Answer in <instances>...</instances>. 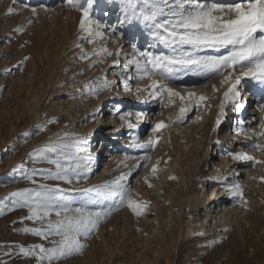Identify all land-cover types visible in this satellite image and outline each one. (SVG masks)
<instances>
[{"label":"rangeland","instance_id":"rangeland-1","mask_svg":"<svg viewBox=\"0 0 264 264\" xmlns=\"http://www.w3.org/2000/svg\"><path fill=\"white\" fill-rule=\"evenodd\" d=\"M135 2L137 8L133 13L122 0H94L90 13L94 23L89 36L80 29L82 12L68 6L66 0H0V212L3 213L0 264H41L37 258L39 247L51 250L54 241L60 239L55 235H49L48 239L35 235L33 230L48 231L47 219H27L29 208L23 206L20 197L13 196L16 192L39 191L41 185L55 190L53 195L57 200L72 208L110 213L101 217L98 231L87 238L81 237L82 250L46 258L43 264H264V163L251 162L247 166L254 183L245 186L244 178L241 180L242 199L228 191L241 178H222V173V177L218 176L227 178L219 185L225 188L228 205L234 206L229 221L212 228L188 226L190 217H201L202 191L209 192L212 181L218 180L209 161V148L211 155L214 150L219 153L216 144L221 139L218 136L221 130L215 117L220 115L223 92L228 89V84H221L223 77L206 74L195 66L175 65L168 79L156 76L159 83L167 84L186 98L184 101L174 98V103L163 97L148 99L146 91L137 99L133 78L129 85L132 91L123 107L135 106L133 111L150 112L149 122L139 128L132 118L133 130L139 129L138 138L132 135L125 138L129 139L126 142L129 148L108 174H101L100 163L96 167L92 164L85 140L97 120L95 101L104 97L99 108L103 110L102 116L111 119L121 112L115 115L117 110H112L111 103L118 97L112 95L122 90L121 75L126 65L122 56L115 55L116 49H109L114 55L103 57L106 53L101 49L108 34L125 31L121 25L124 22L129 34L133 33L131 45L136 50H146V43L143 47L138 43L137 30L143 29L148 31L146 41L155 40L154 47H162L164 55L181 57L193 52L188 45L173 48L161 43L157 35L165 33L153 22L139 18V12L146 6L143 0ZM83 3L87 6V0ZM33 8L37 10L35 15ZM164 19L160 16L156 23ZM90 39L94 43H89ZM229 51L201 48L195 55L221 56ZM150 52L160 55L152 49ZM117 59L119 65L114 66ZM105 78L116 83L111 89L100 91L97 98L95 89ZM86 85L94 87L90 89ZM213 85L221 87L213 91ZM190 92L196 96L188 99ZM75 93L85 100L79 101ZM201 95L207 100L198 101ZM120 101L123 100L117 102ZM231 106L229 110L235 114L236 108ZM181 107L186 109L183 117ZM228 115L226 108L221 121L227 120L226 116L231 119L226 127L230 132L237 125ZM126 120L122 121V127L126 128ZM161 121L166 127L153 132ZM139 138L145 140L143 144L153 143L150 147H136L132 141L137 139L140 143ZM104 143L112 144V141L105 139ZM46 145L55 146L56 151L46 152L44 161L35 160L32 153ZM145 156L150 160L145 161ZM54 159L78 171L80 178L73 176L71 184L43 179V175L55 174V165L47 163ZM256 160L264 161V152ZM77 165H80L78 169ZM33 173L35 183L27 178ZM127 191L134 201L147 202L140 216L121 205V194ZM50 219L53 222L58 219L55 210ZM24 252L32 254L24 255Z\"/></svg>","mask_w":264,"mask_h":264},{"label":"snow or ice","instance_id":"snow-or-ice-1","mask_svg":"<svg viewBox=\"0 0 264 264\" xmlns=\"http://www.w3.org/2000/svg\"><path fill=\"white\" fill-rule=\"evenodd\" d=\"M128 8L135 13L137 4L135 0H122ZM146 6L145 10L139 12V18L143 21H151L159 29H162L165 35H157L161 43L175 48L176 45L191 46L193 52L186 53L185 56L177 57L167 55H156L150 51H139L138 58H133L127 61L128 65H135L136 71L142 72L140 79L145 77L151 79L153 76H159L160 79H168L174 71L175 65L180 66H195L202 69L206 74L214 76H221V84H228V91L224 93V100L233 103L237 111L244 108V103L241 100V94L238 90V85L242 79H252L264 85V0H243L241 3L220 5L212 4L205 5L202 3H194L193 0H143ZM66 3L71 8L82 12V19L80 21V29L92 35L91 25L94 23L90 18L91 9L94 0H87V6H84L83 0H66ZM33 15L36 14L35 8L31 9ZM48 11V9H45ZM9 14H13L10 13ZM127 16V13H125ZM160 16L165 19L156 23ZM97 27H104L97 25ZM23 31V29H20ZM115 29H113V32ZM96 35H101L96 33ZM89 43H94L93 39ZM80 47V45H77ZM135 49V46H133ZM201 48L230 49L227 55L198 57L195 55L196 51ZM106 55H114L106 49H101ZM100 55V52H96ZM115 55L119 57L120 52ZM119 65V60L114 61V66ZM128 69L125 67V72ZM227 73V75H225ZM127 79H132L129 75ZM115 81H108L106 78L102 80L101 84L96 87L95 95L99 97L100 91L111 89L115 85ZM90 89L93 85H86ZM125 91L131 92V87L127 82L124 85ZM144 91L148 92L152 97H163L174 103V98H179L184 101L186 98L167 84H161L157 80H153L150 90L137 89L136 98L139 99ZM213 91H218L213 85ZM166 94V95H165ZM196 96L195 93H189L188 99ZM197 100L200 102L206 101V96H198ZM260 110L264 112V103H261ZM119 111V110H117ZM186 109L180 108L181 117H183ZM225 115V104L220 105V116ZM133 113L129 112L120 115L121 120H128V127L132 128ZM146 117V113H135L137 123L142 122ZM197 119H200L197 117ZM221 119L216 121L217 127L221 124ZM166 127L163 121L157 123L153 132H158L160 129ZM261 131L257 134L255 132L249 135L242 129L237 131V135L243 134L246 139H252L259 136L264 137V122L260 124ZM67 135V134H65ZM132 143L136 147H150L153 141L148 144H140L137 139H133ZM251 149L264 152V145L258 142H253ZM56 151L55 146L46 145L44 148H37L32 156L35 160L44 161L46 159V152ZM227 155L232 156L235 160L251 161L253 164L264 163V161L255 160L254 157L247 155L244 152L234 153L228 152ZM145 161L150 160L149 156L144 157ZM47 163L55 165V174L49 173L43 175V179L60 180L71 184L73 176L78 180L80 178L79 172L72 169L71 166H64L59 159L47 160ZM80 165H77L78 169ZM157 169H152L155 174ZM35 173L28 176L29 180L35 183ZM174 179V177H173ZM147 182V178H146ZM119 183V182H117ZM151 187V184H149ZM39 191L35 192H16L13 196L20 197L23 201V206L29 208V220L44 221L47 219L48 231L33 230L37 236H43L48 239L49 235L60 237L59 240L54 241V247L49 250L43 246L38 249V259L43 264L46 258L54 259L57 255L64 256L71 252L82 250L84 245L81 243V237L87 238L93 231H98L100 220L102 216L110 215V213H91L84 208H72L70 204L63 203L53 195L55 190L49 188L47 185H41ZM228 191L231 195L243 198V190L239 184L229 186ZM121 205L126 206L132 210L136 216L142 214V208L147 207V202L143 204L138 203L132 199L130 191L121 194ZM55 210V216L58 219L53 222L50 217ZM71 213V215H69ZM3 213L0 212V215ZM202 235V234H201ZM23 251V249H22ZM24 255H31V252H24Z\"/></svg>","mask_w":264,"mask_h":264},{"label":"bare ground","instance_id":"bare-ground-1","mask_svg":"<svg viewBox=\"0 0 264 264\" xmlns=\"http://www.w3.org/2000/svg\"><path fill=\"white\" fill-rule=\"evenodd\" d=\"M193 2L202 3L205 5H212V4L229 5V4L241 3L243 2V0H193ZM121 25L125 31H118V34H113V33L108 34L109 37H106L107 43H105L104 46H102V49H106L108 52H109V49L111 48L119 51L120 56H122V58L124 59V66L126 65L128 69L127 72L124 71V73L121 75V79H122V86H121L122 90H120L121 92L120 93L118 92L117 93L118 95H115V94L112 95V96H118V97L112 99L111 108L112 110H115V109L121 110V112L123 111L124 114L129 113V112L133 113L132 118L136 121L135 116H134L135 113L142 112L143 109L142 110L140 109L141 111H139V109L137 110L135 109V111H133L135 106H130V107L124 106L123 107V104L125 103L124 101L127 99V96L130 93L128 91H125V88H124L125 82H127L130 85L131 81L133 83V78H134V82H136V85H137L136 89L140 88L142 90L144 88V90L145 89L150 90V86L153 80L158 81V79L156 78V76H153L151 79L147 77H145L144 79H140V76L143 75V73L142 72L138 73L136 71L135 65L127 64L128 60H131L134 57L138 58V52L136 48L134 49L133 44L131 45V39H132L133 33L129 34V31L127 30V25L124 22H121ZM137 31H138V38H140V40L138 41L139 46L143 47V45H145L146 43V46H145L146 52L152 49L153 52L156 51L160 55H164L165 52L163 51L162 47L161 48H158L159 46L156 48L154 47L155 40L154 41L149 40L148 42L146 41L148 40V37H147L148 31L145 32V30L143 29H138ZM103 57H109V56L103 55ZM109 75H112V71L109 73ZM129 75L132 76V79L126 80V77ZM226 86L227 85H225V88ZM219 87L221 86L218 85V88ZM225 88L223 90H225ZM238 88L241 94V100L244 103V108L242 110L240 111L236 110L235 114L233 113L231 114V111L229 109H231L232 107L231 104L233 103H230V101L226 102L225 100L223 102V104H225V109L226 108L228 109V113H229L228 116L230 118L231 117L234 118V122L237 126L234 130L227 132L228 130L226 129V127L228 126L229 122H231V119L229 121L228 117L226 116L227 120L225 119L224 121L221 122V124L219 125L221 131L218 134V136L221 139L216 144L218 147L217 152L219 153H215V150H214V154L211 155L210 153L211 148H209V161L213 165L212 166L213 175H215L216 178L218 176L220 177L223 176L222 178H224L225 176L232 177V178H235V180L241 178L240 180L235 181V183L239 185L241 183V180L244 178L245 186H250L252 183H254V181L252 182L251 180L252 174L250 175L251 172L249 173V170L247 169V166L249 167L251 165V161L235 160L232 158V156L227 155V153L228 152H234V153L244 152L247 155L254 157L255 160L258 157H261V155L263 154V152L261 153L260 151L253 150L249 147L254 141L262 144L263 137L256 136V137H253L252 139H246L243 134L237 135L236 133L237 131L241 129L244 132H247L249 135H251V133L253 132L258 134L261 131L260 124L264 122V112L260 110V105L261 103H264V85L252 79H245L241 83L240 87ZM224 92H226V90ZM145 93L147 95V98L149 99L151 96L148 95L147 91ZM223 94H221L222 97H223ZM74 97H78L79 101L85 100V98H83L82 95L80 94L76 95L75 93ZM220 99H221V96H220ZM119 100H123V101L117 102ZM103 102H104V97H102L100 100L95 101V104H94L95 108L98 109V111L96 112L97 120L95 122V126L93 127V129L88 132V135L85 140V145L86 147H88V153L93 162L92 164L96 167L100 163V165L103 166L101 174L106 175L111 171V169L113 168L115 164H118L123 159L125 149L129 148L128 145L126 144V142L129 139L125 140V138L126 137L128 138V136L130 137V135H132L133 137L134 136L137 137L139 135V129L138 131H134L133 127L132 128L128 127V123L126 125V128L122 127L123 120L120 119V115H123V114H121V112L119 116H114L111 119L109 116L108 117H105V115L102 116L101 113L103 112V110L102 109L100 110L99 108L101 107ZM151 103L152 102H150L149 104ZM136 107H139V106H136ZM151 107L153 108L154 105ZM151 107L150 109H152ZM108 111L109 110H107V112ZM108 113H110L111 115L112 114L114 115L113 111H109ZM115 113H116L115 115H118L119 112L116 111ZM143 113H146V117L142 122L138 123L139 128L141 126L143 127L145 124L149 122L150 112H143ZM117 117L120 120H116ZM215 118H216L215 121H217L218 118L221 119V116L217 115V117ZM110 123L112 124L114 123V124L112 125ZM110 127H113V128H110ZM95 137H97V139ZM105 139L106 140L108 139V141H112V144L104 143ZM139 139H140L139 140L140 144H143V142H145V140H143L142 138H139ZM222 146H224V148H222ZM100 159L103 160V162L100 161ZM217 160L218 162H216ZM243 168H246V169H243ZM221 173L223 174L222 176H221ZM217 179L219 181L218 180L212 181L213 184L211 185L209 192L205 189L202 191V194L204 196L202 200L204 201V204H202L203 206L201 207V211H202L201 217L196 218V219H194L193 217H190L189 222H188L189 227H211V228L216 227L218 223L220 222L224 223L226 220H228L227 218L229 217V215H231V213L234 212V206L233 205L229 206L228 198H225L224 196V194H226L224 191L225 188L219 185L220 184L219 182H223L227 178L223 180L218 177ZM235 201L236 199L233 202ZM198 213H201V212L197 211V214ZM202 230L204 231V229Z\"/></svg>","mask_w":264,"mask_h":264}]
</instances>
